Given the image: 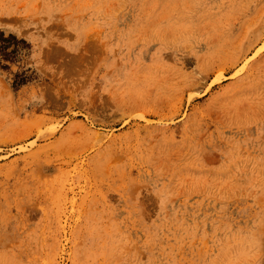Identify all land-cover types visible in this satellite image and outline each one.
I'll use <instances>...</instances> for the list:
<instances>
[{
	"label": "rangeland",
	"instance_id": "rangeland-1",
	"mask_svg": "<svg viewBox=\"0 0 264 264\" xmlns=\"http://www.w3.org/2000/svg\"><path fill=\"white\" fill-rule=\"evenodd\" d=\"M0 30V264H264V0H0Z\"/></svg>",
	"mask_w": 264,
	"mask_h": 264
},
{
	"label": "trees",
	"instance_id": "trees-1",
	"mask_svg": "<svg viewBox=\"0 0 264 264\" xmlns=\"http://www.w3.org/2000/svg\"><path fill=\"white\" fill-rule=\"evenodd\" d=\"M16 44H26L29 48V43L25 39H19L15 34L10 33L6 35L5 32L0 30V63L2 61L7 62H16L18 57L21 54V50L18 47L10 49L12 45ZM3 69H9V65L0 64ZM32 81V75L27 74L26 72L16 73L13 80V87L18 90L21 86L26 85Z\"/></svg>",
	"mask_w": 264,
	"mask_h": 264
}]
</instances>
